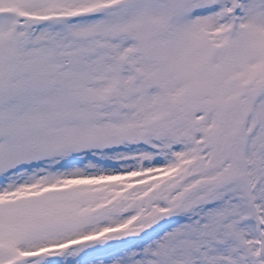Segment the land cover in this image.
Segmentation results:
<instances>
[{
    "label": "snow or ice",
    "instance_id": "obj_1",
    "mask_svg": "<svg viewBox=\"0 0 264 264\" xmlns=\"http://www.w3.org/2000/svg\"><path fill=\"white\" fill-rule=\"evenodd\" d=\"M0 264H264V0H0Z\"/></svg>",
    "mask_w": 264,
    "mask_h": 264
}]
</instances>
